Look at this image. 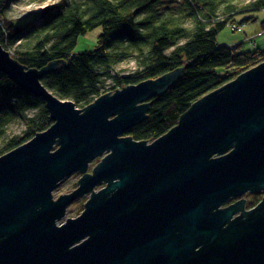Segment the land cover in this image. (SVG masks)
I'll return each mask as SVG.
<instances>
[{
    "label": "water",
    "instance_id": "water-1",
    "mask_svg": "<svg viewBox=\"0 0 264 264\" xmlns=\"http://www.w3.org/2000/svg\"><path fill=\"white\" fill-rule=\"evenodd\" d=\"M62 64L27 68L0 44V73L44 99L53 120L0 156V264H264V197L250 209L243 197L264 190V62L151 142L127 133L183 68L80 109L42 81ZM75 172L78 186L55 199Z\"/></svg>",
    "mask_w": 264,
    "mask_h": 264
},
{
    "label": "trees",
    "instance_id": "trees-1",
    "mask_svg": "<svg viewBox=\"0 0 264 264\" xmlns=\"http://www.w3.org/2000/svg\"><path fill=\"white\" fill-rule=\"evenodd\" d=\"M12 1L0 0V44L27 68L66 60L42 81L80 109L104 94L183 68L173 85L149 99L146 119L127 133L138 141L159 138L197 100L264 62V50L216 42L237 14L264 9V0H59L22 21L7 16ZM99 27L95 47L73 53L79 36ZM130 59L137 68L119 70ZM17 121L24 130L10 137L8 128ZM52 123L44 99L0 73V140L5 141L0 156ZM260 199L254 196L248 206Z\"/></svg>",
    "mask_w": 264,
    "mask_h": 264
},
{
    "label": "rangeland",
    "instance_id": "rangeland-1",
    "mask_svg": "<svg viewBox=\"0 0 264 264\" xmlns=\"http://www.w3.org/2000/svg\"><path fill=\"white\" fill-rule=\"evenodd\" d=\"M59 0H16L11 2V7L7 13L9 18L16 21H22L32 12H39L46 5L51 4ZM235 24L229 23L216 38L217 44L236 46L239 45L241 51H254L257 49L264 50V27L262 22L264 21V9L252 10L239 13L235 16ZM244 20H248L243 23ZM101 32V28H96L93 31L88 32L85 35H80L73 53H79L86 50H92L96 45V40ZM262 32L261 34H259ZM138 64L136 60L130 59L119 65V70L129 73L137 68ZM24 130V124L21 122H14L10 124L8 128L9 136L22 134ZM5 141L0 140V149L4 146ZM101 158H97L90 163L88 172L97 165ZM83 173L75 172L72 175L64 179L54 191L55 198L60 197L63 194L69 193L78 186L80 178ZM105 184L98 186L96 189L104 187ZM245 196L252 200L254 193L248 192ZM89 195L80 197L75 200L67 209L65 217L61 222H64L68 218L78 216L84 209L85 203Z\"/></svg>",
    "mask_w": 264,
    "mask_h": 264
},
{
    "label": "flooded vegetation",
    "instance_id": "flooded-vegetation-1",
    "mask_svg": "<svg viewBox=\"0 0 264 264\" xmlns=\"http://www.w3.org/2000/svg\"><path fill=\"white\" fill-rule=\"evenodd\" d=\"M93 170V169H92ZM92 172V171H91ZM73 191V190H72ZM71 191V192H72ZM70 193V192H69ZM248 193V192H247ZM67 194V193H66ZM246 194V193H245ZM256 196H258V197H260L261 199L264 197V190H259V191H257L256 193H254ZM64 195V194H63ZM84 197V196H83ZM243 197H245L246 199H247V203H246V208L247 209H250V208H252V207H254V206H248V201H249V199L244 195ZM55 198V197H54ZM59 198V197H58ZM58 198H55V199H58ZM241 197H239V198H232V199H230L223 207H226V206H228V205H230V204H232V203H234V202H236V201H238L239 199H240ZM261 199H260V201H261ZM88 200V199H87ZM259 201V202H260ZM87 202V201H86ZM258 204V203H257Z\"/></svg>",
    "mask_w": 264,
    "mask_h": 264
},
{
    "label": "built area",
    "instance_id": "built-area-1",
    "mask_svg": "<svg viewBox=\"0 0 264 264\" xmlns=\"http://www.w3.org/2000/svg\"><path fill=\"white\" fill-rule=\"evenodd\" d=\"M262 32H260L259 34H261Z\"/></svg>",
    "mask_w": 264,
    "mask_h": 264
}]
</instances>
